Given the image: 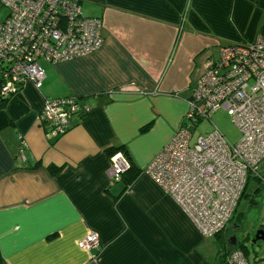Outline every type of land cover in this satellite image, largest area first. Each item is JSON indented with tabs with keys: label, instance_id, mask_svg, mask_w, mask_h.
Segmentation results:
<instances>
[{
	"label": "crops",
	"instance_id": "crops-1",
	"mask_svg": "<svg viewBox=\"0 0 264 264\" xmlns=\"http://www.w3.org/2000/svg\"><path fill=\"white\" fill-rule=\"evenodd\" d=\"M79 1L102 21L101 49L43 61L39 87L1 99L0 264H210L207 240L144 169L215 50L264 37V0ZM69 96L90 112L49 139L37 121L43 101ZM115 149L131 164L120 182L110 178ZM90 233L96 253L77 247ZM213 244L211 264H221Z\"/></svg>",
	"mask_w": 264,
	"mask_h": 264
},
{
	"label": "built area",
	"instance_id": "built-area-1",
	"mask_svg": "<svg viewBox=\"0 0 264 264\" xmlns=\"http://www.w3.org/2000/svg\"><path fill=\"white\" fill-rule=\"evenodd\" d=\"M7 10L0 21V99L26 83L39 87L45 78L40 61L57 64L90 56L103 46L102 21L83 15L79 0H0ZM224 109L240 133L229 143L214 128L192 140L195 128ZM89 107L75 97L45 99L37 121L47 137L65 134L73 115ZM264 37L251 44H226L217 60H206L187 110L170 141L145 167L151 177L193 223L203 238L222 232L232 219L250 179L264 191ZM130 163L121 153L110 157V178L120 182ZM99 251L90 233L77 242ZM221 264H248L233 249Z\"/></svg>",
	"mask_w": 264,
	"mask_h": 264
},
{
	"label": "rangeland",
	"instance_id": "rangeland-1",
	"mask_svg": "<svg viewBox=\"0 0 264 264\" xmlns=\"http://www.w3.org/2000/svg\"><path fill=\"white\" fill-rule=\"evenodd\" d=\"M7 15V10L0 8V21ZM217 50V49H216ZM215 50V57H219V51ZM45 66L43 61L39 63ZM195 85V84H194ZM214 128H216L224 138L231 144H236L240 138V133L230 121V117L224 109L218 110L210 120L201 122L196 128L192 136V140L197 137L207 136ZM260 184L251 180L247 189L246 195L241 198L236 213L234 222L229 223L224 228L222 238H226L227 247H234L237 244L244 254L248 264H264V239L256 240L255 236L258 232L264 233V191H255ZM256 192V193H255ZM235 237L233 245L228 244L229 238ZM207 240L205 245L206 252L210 264L214 261L217 254V248L213 244V238H204ZM232 244V243H231Z\"/></svg>",
	"mask_w": 264,
	"mask_h": 264
},
{
	"label": "trees",
	"instance_id": "trees-1",
	"mask_svg": "<svg viewBox=\"0 0 264 264\" xmlns=\"http://www.w3.org/2000/svg\"><path fill=\"white\" fill-rule=\"evenodd\" d=\"M5 101L6 100H1L0 99V106L1 107H3L4 106V103H5ZM117 151H119V150H117V149H115V151H113L112 153L113 154H115ZM112 154V155H113ZM126 158H127V156H126V154H124V153H122ZM128 159V158H127ZM129 161V160H128ZM130 163V162H129ZM130 167H131V164H130ZM58 170V168H56V167H50L49 168V171L51 172V174H54L56 171ZM125 175V174H124ZM123 175V176H124ZM122 176V177H123ZM122 180V179H121ZM258 191H260V189H258ZM257 192V191H256ZM255 192V193H256ZM245 193V192H244ZM244 193H243V195H242V197L241 198H243V196H244ZM235 213H236V211H235ZM235 213H234V215H235ZM234 215H233V217H232V219L230 220V222L229 223H233L234 222ZM228 223V224H229ZM225 231L223 230L222 232H220V233H218L217 235H215L213 238L215 239V243L217 244V246H218V248H219V254L221 255V257H222V262L224 261V259L226 258V256L233 250V249H237L238 247H237V244L234 246V247H232V246H228L227 247V245L225 246L224 244L227 242V240L226 239H224V237L222 238V233H224ZM227 244V243H226ZM228 244H229V242H228ZM240 250V249H239ZM243 253V252H242ZM244 254V253H243ZM245 255V254H244Z\"/></svg>",
	"mask_w": 264,
	"mask_h": 264
},
{
	"label": "water",
	"instance_id": "water-1",
	"mask_svg": "<svg viewBox=\"0 0 264 264\" xmlns=\"http://www.w3.org/2000/svg\"><path fill=\"white\" fill-rule=\"evenodd\" d=\"M262 239H264V233H262V232H258V233L256 234V236H255L254 242H255L256 240H262ZM234 240H235V238L233 237V238H232V242H231L232 244L230 243V245H233Z\"/></svg>",
	"mask_w": 264,
	"mask_h": 264
},
{
	"label": "flooded vegetation",
	"instance_id": "flooded-vegetation-1",
	"mask_svg": "<svg viewBox=\"0 0 264 264\" xmlns=\"http://www.w3.org/2000/svg\"><path fill=\"white\" fill-rule=\"evenodd\" d=\"M234 236H231V238H229V240H228V242L229 243H231L232 242V238H233ZM235 238V237H234Z\"/></svg>",
	"mask_w": 264,
	"mask_h": 264
}]
</instances>
